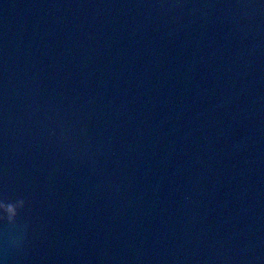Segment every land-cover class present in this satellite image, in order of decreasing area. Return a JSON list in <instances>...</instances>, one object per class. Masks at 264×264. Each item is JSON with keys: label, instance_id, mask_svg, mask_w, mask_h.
Listing matches in <instances>:
<instances>
[{"label": "water", "instance_id": "obj_1", "mask_svg": "<svg viewBox=\"0 0 264 264\" xmlns=\"http://www.w3.org/2000/svg\"><path fill=\"white\" fill-rule=\"evenodd\" d=\"M19 199L3 264H264V0H0Z\"/></svg>", "mask_w": 264, "mask_h": 264}, {"label": "clouds", "instance_id": "obj_2", "mask_svg": "<svg viewBox=\"0 0 264 264\" xmlns=\"http://www.w3.org/2000/svg\"><path fill=\"white\" fill-rule=\"evenodd\" d=\"M24 207L25 201L23 199L16 200L8 205H4L0 202V208H6L5 212H0V220L6 217L9 222L14 221L19 216L20 210ZM0 264H3V262L0 261Z\"/></svg>", "mask_w": 264, "mask_h": 264}]
</instances>
